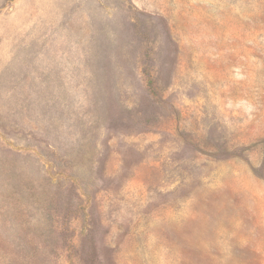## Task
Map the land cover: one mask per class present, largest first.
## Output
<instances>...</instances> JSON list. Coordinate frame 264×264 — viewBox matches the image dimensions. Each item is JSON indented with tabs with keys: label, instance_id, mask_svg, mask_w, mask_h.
Instances as JSON below:
<instances>
[{
	"label": "rangeland",
	"instance_id": "1",
	"mask_svg": "<svg viewBox=\"0 0 264 264\" xmlns=\"http://www.w3.org/2000/svg\"><path fill=\"white\" fill-rule=\"evenodd\" d=\"M0 264H264V0H0Z\"/></svg>",
	"mask_w": 264,
	"mask_h": 264
}]
</instances>
